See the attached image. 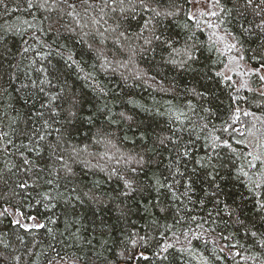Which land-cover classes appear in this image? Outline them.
<instances>
[{
	"label": "snow or ice",
	"instance_id": "6c2138e0",
	"mask_svg": "<svg viewBox=\"0 0 264 264\" xmlns=\"http://www.w3.org/2000/svg\"><path fill=\"white\" fill-rule=\"evenodd\" d=\"M188 3L194 7L201 3L210 5V7L198 9L200 17L209 18L203 24L197 18L196 12L186 13V15L188 20L196 23L197 28L206 27L210 30L206 47L209 52L218 54L216 61L213 62V66L217 68L214 72V76L218 78L216 83H225L229 89L228 118L222 121L219 128L215 125L210 128L211 109L200 105L198 110L197 105L191 101L185 105L186 111L181 110L179 106L175 109L169 107L167 110H157L158 116L166 118L167 134L157 133L149 145L150 137L142 132L139 136L140 150L134 153H121L113 141V133L109 130L110 125L116 122L107 101L109 90L106 89L98 73H103L105 76L119 75L121 79L127 81L128 77L121 69L134 65L138 56L142 57L146 52L155 51L156 47L168 52L166 64L182 72L192 71L194 70L192 65L199 59L196 55L198 47L203 48L205 45H197L195 41L189 44L188 40L192 37H188L182 47H177V42L171 36L165 35L162 30L164 22L170 18L174 20L179 15L174 3L163 5L160 0H99V3L90 2V0H24L26 10L35 8L37 11L46 13L42 20L49 22L46 29L39 24H28V28L33 29L31 38L36 40L41 49H49L40 59H47L55 52L68 68L83 73L78 78L84 80L91 88L94 100L89 110L85 112L82 96L74 91L69 92L66 84H54L51 79H39L41 85L39 92L47 98L46 103H41V108L50 115L44 119V112L38 113L42 120L40 128L17 132L18 135L27 139L28 143L16 146L17 159L5 161L4 167L9 172L15 169L16 172L23 173L16 185L22 191L47 186L48 190L37 192L39 203L45 208L55 207V203L63 201L66 209H74L76 202L82 204L85 199L98 206H104L105 197L108 194L103 191L97 192L100 181H95L91 187H88L79 179V174L73 167V165H80L82 169L96 167L89 159L84 158L96 155L89 151L90 145L80 146L72 142L74 133L80 130L77 125L88 124L95 127V132L91 137L92 144L104 145L106 148L110 146L116 150V154L110 157L115 160V166L107 170L100 169L107 171L109 179L115 177L121 185L122 190L111 199L120 200L125 205L131 199L138 210H143L142 219L147 218L146 223L139 229L125 230L119 241L122 250H114L115 264H119L121 260L124 264H130L133 260H148L149 257L145 256L143 251L138 252L137 249L147 250L153 245L155 249H158V251H153V255L161 261H167L169 250L176 249L177 244L180 243V236H183L188 245H191L193 240H202L207 245L209 240L204 239L206 234L213 238L212 243H216L215 237L217 236L220 240L229 242L226 246L230 250L237 246L243 248L244 245L239 244V241L231 243L234 234L216 233L212 225H215L217 220L212 211L207 212L206 219L199 218L201 221L199 223H197L196 215H189L197 203L201 209H204L206 203H212L213 209L216 210L215 215L221 218L226 227L228 226L223 216L233 217L236 210L219 198L222 188L218 181L225 179L221 175L224 169H228L229 179L239 182L246 188L252 199L254 211L264 218V167H261L264 165V134L261 135L256 145H252L254 149L259 150L247 151L246 137L252 134V129L256 125L252 123V127L249 128L242 120V118H251L252 121L264 124V116H257L254 111L242 107L243 104H255L259 108L261 105L256 103L257 98H264V40H261L255 49H246L239 36L224 29L225 21L221 19V16L231 15L232 10L225 9L221 5V0H188ZM0 5H3L7 11L4 0H0ZM243 8L244 11L251 10L255 16L260 17V22L253 24V27L258 29L260 34H264V0H244ZM90 10L96 12V16H90ZM53 11L56 12L55 18L51 15ZM236 11L241 16L243 15L239 8ZM140 13L147 14L146 18L141 17L142 23L138 26V31L130 32L124 27L127 18L135 17ZM110 14H112L111 24L108 19H105ZM64 17H69L72 22L66 23ZM212 17H215L218 23L210 22ZM221 29H223V34H220ZM240 29L241 35H247L253 30L252 27H245L244 24H240ZM39 32L53 34L57 38L64 33L69 34V41L86 46L87 51L92 55L93 63L91 65L82 64L69 44H59L58 49H53L52 45L46 41L37 39ZM23 43L28 44V41L24 40ZM53 43L57 41L53 40ZM30 50L31 45L22 49L24 53ZM249 62H254V66L248 67ZM30 63L35 65L37 61L33 60ZM213 66H209L208 71H212ZM86 68L91 70L86 71ZM36 71L42 73L44 77L49 75L47 68L43 66ZM25 76L27 77L28 74L25 73ZM234 76L237 79L234 80ZM133 78L156 82L155 77L148 76L145 71L137 72ZM30 82L33 88L37 87V81L31 80ZM44 85H47V88ZM27 87H29L28 84L21 85V88ZM174 87L172 85L166 88L163 83L157 84V89L161 92L174 91ZM53 89L55 91H51L50 94V90ZM190 93L198 100L205 96V91L196 88L191 89ZM120 116L123 119H131V117H125L123 113H120ZM101 118L103 120L97 125L96 121ZM53 125L57 126L53 127ZM237 125L242 126L237 127ZM49 129L56 133L54 142H47V137L51 135ZM236 136L240 138H234ZM7 137L8 133L0 132V141L6 140ZM12 144L11 140H7V143L0 147V154L13 155L8 153V147ZM241 144L245 145L244 151L236 147ZM46 150L48 162H44L45 158L42 155ZM165 151L169 154L168 163L161 170L158 167L161 162L158 157L162 156ZM154 165L157 167L154 168ZM32 175L36 176V180H32ZM197 178L206 183L207 187L202 185L203 195L198 200H194ZM29 180H32L31 184ZM62 188L63 191H61ZM153 193L155 195L149 199ZM162 198L168 199L170 203L166 205ZM242 198L248 199L249 197ZM153 208L164 214L165 218L171 215L172 223L163 225V231H159L161 225L159 218L151 211ZM131 211L132 209L126 206L119 209L118 219H126ZM7 212L8 209L4 208L0 215H5ZM71 214V212H66V215ZM30 219L36 221V217H30ZM50 222L56 223L55 220ZM15 223L28 231L19 220ZM77 223V220H72L70 224L66 223L65 230L73 242L79 243L82 237L79 235L80 229L75 227ZM234 223L243 226L244 221L237 216ZM205 224L209 227L205 228ZM192 225L200 231L196 232ZM176 226L186 227V230H182L177 235L172 231ZM36 227L53 233V229L46 228L45 224L37 223ZM132 227L135 228V222ZM153 232H158L160 239H156ZM169 232H172L171 239L167 237ZM248 232H251L253 237L257 235L250 229L245 232V235ZM87 243L91 244L92 240H87ZM104 244H107V241H103L101 246L103 247ZM260 246L264 248V243ZM185 250L184 247L178 249L180 252ZM66 255L62 256L57 251L47 264H58L57 257H59V264H64ZM234 255L240 256L241 253L237 251ZM241 258L248 259V257ZM68 259L72 260V264H77L79 257ZM96 259L99 264H112L103 253H97ZM251 259L255 260L258 257H251ZM201 264H209V262L206 258H202Z\"/></svg>",
	"mask_w": 264,
	"mask_h": 264
},
{
	"label": "trees",
	"instance_id": "16d2710c",
	"mask_svg": "<svg viewBox=\"0 0 264 264\" xmlns=\"http://www.w3.org/2000/svg\"><path fill=\"white\" fill-rule=\"evenodd\" d=\"M90 2L99 3V0H90ZM160 3L163 5L174 3L179 11V15L174 20L171 18L166 20L162 28L166 36H171L177 42V47H182L188 37H192L191 40H188L189 44L195 41L197 45L204 44L205 47H198L196 55L199 59L192 65L194 69L192 71L182 72L172 68L171 65L165 63L168 52L156 47L155 51L146 52L142 57L138 56L134 65L121 69L124 75L128 77L127 81L121 79L119 75L105 76L103 73H98L106 89L109 90L107 101L116 121L110 125L109 130L113 133V141L121 153H134V151L140 150L141 141L139 136L142 132L147 133L150 137L148 139L149 145L151 139L157 133L167 134L166 118L158 116L156 114L157 110L163 111L169 109V107L175 109L176 106H179L181 110L186 111L185 105L189 101L197 105L198 110L200 105L209 107L211 109V115L209 116L210 128L212 125L219 128L222 121L227 119L229 115V89L225 83L217 84L216 80L218 78L214 76L217 68L213 66V62L216 61L218 54L209 52L206 47L210 30L206 27L197 28L196 23L188 20L186 15V13L196 12L197 18L203 24L209 18L200 17L198 9L210 7V5L201 3L194 7L188 3V0H160ZM243 3L244 0H221V5L225 9L232 10L231 15L221 16V19L225 21L223 28L231 31L233 35L239 36L246 49H255L261 40H264V34H260L258 29L253 27V24L260 22V17L255 16L251 10L244 11ZM4 4L7 5V11L3 5H0V132L8 133V137L6 140L0 141V147H3L7 140H11L13 144L9 145L8 153L13 155L0 154V212L4 208L8 209L7 214L0 215V264H47L48 260L57 251L62 256L67 254L64 264H72V260L68 259L69 257H79L77 264H99L96 259L97 253H103L104 257L115 264L114 250H122L119 241L125 230L135 231L139 229L141 225L146 223L147 218L142 219L144 216L143 210H138L131 199L126 202V205L122 204L120 200L111 199L112 196L122 190L121 185L115 177L109 179L107 171H101L100 169L107 170L109 167L115 166V160L110 159V157L116 154V150L110 146L106 148L104 145L92 144L91 137L95 132V127L88 124L77 125L80 130L78 133H74L72 142L80 146L90 145L89 151L96 155L85 156L84 158L89 159L91 164L96 165V167L92 169H82L80 165H73V167L79 174V179L88 187H91L93 182L100 181L97 192L103 191L108 194L105 197L106 203L104 206H98L85 199L82 204L76 202L74 209H66L63 201L54 202L55 207L45 208L39 203L37 192L48 190L47 186L22 191L16 185L23 173L16 172L15 169L9 172L4 167L5 161L17 159L16 146L21 143H28V140L22 135H18L17 132L40 128L42 120L38 113L44 112V119H47L50 115L41 108V103H46L47 98L39 92L41 86L39 79H51L54 84H66L69 92L74 91L82 96L85 112L89 110L91 102L94 100L91 88L84 80L78 78L83 73L68 68L55 52L47 59H40L49 49H41L36 40L31 38L33 29H29L28 24H39L46 29L49 22L42 20L46 13L37 11L35 8L26 10L24 0H4ZM237 8L243 13L242 16L236 11ZM137 12L139 13V9H137ZM51 15L55 18L56 12L53 11ZM89 15L96 16V12L90 10ZM111 15L105 17V19H108L109 24L112 23ZM146 15L140 13L135 17L129 16L124 27L128 28L130 32L138 31V26L142 23L141 17L146 18ZM64 19L66 23L72 22L69 17H64ZM210 22L218 23L215 17H212ZM240 24H244L245 27H252V32L241 35ZM220 34H223V29H221ZM68 35L64 33L57 38L53 34L39 32L37 33V39L46 41L52 45L53 49H58L59 44H69L75 51L76 58L81 60L82 64L91 65L93 58L87 51L86 46L69 41ZM24 40H27L28 44H24ZM53 40H56L57 43L54 44ZM30 45L31 50L24 53L22 49ZM33 60L37 61L35 65L30 63ZM17 65L18 67H16ZM42 66L48 70L49 75L47 77L36 71ZM209 66H213L212 71H208ZM248 66L253 67L254 62H249ZM90 70V68H86V71ZM139 71H145L148 76L155 77L156 82L153 83L149 79L142 81L134 79V75ZM25 73L28 74L27 77ZM233 79L235 80L237 77L234 76ZM31 80L37 81L36 88L31 86ZM160 83H163L166 88L174 85V91H159L157 84ZM22 84H28L29 87L21 88ZM44 87L47 88V85H44ZM193 88L205 91L204 98L198 100L192 96L190 90ZM51 91L55 90H50V94ZM242 94L250 95L248 93ZM208 101L211 102L208 103ZM256 103H259L261 107L257 108L255 104H243L242 107L254 111L257 116H264V98L258 97ZM120 113H123L125 117H131V119L121 118ZM102 120L103 118L97 120L96 124L99 125ZM242 120L247 123L249 128L252 127V123H255L256 127L252 129V134L246 137L248 142L247 151H258L259 149H254L252 145H256L261 135L264 134V124L259 121H252L251 118H242ZM56 126L53 125V127ZM241 126L237 125V127ZM49 131H51V135L47 137V142H54L56 133L51 129ZM234 138L240 137L236 136ZM252 138H255V140L253 141ZM41 143L44 144L45 142ZM236 147L240 151L245 150L244 144ZM42 155L45 158L44 162H48L47 150ZM168 155V152L165 151L162 156L158 157L161 161L158 165L159 169L162 170L168 163ZM156 167L154 165V168ZM261 167H264V165ZM221 175L225 179L218 181L222 188L219 198L236 210L233 217L223 216V220L228 222V226L226 227L221 218L215 215L216 210L213 209L212 203H206L204 209H201L197 203L193 212L189 215H196L198 217L197 223H199L201 222L199 218L206 219L207 212L212 211L214 218L217 220V223L212 225V227H215L216 233L234 234L231 243L239 241V244L244 245L243 248L237 246L230 250L226 246L229 242L220 240L217 236L215 237L216 243H212L213 238L208 237L206 234L204 239L209 240L207 245L202 240H193L192 244L188 245L183 236H180V243L177 244L176 249L169 250L167 261H161L153 255L154 250L158 251L153 245L152 248L147 250L137 249L138 252L143 251L144 255L149 257L148 260H133L130 264H201L202 258H206L209 264H264V248L260 246L264 243V218H261V214L254 211L252 199L246 188L239 182L229 179L228 169L222 170ZM141 178L144 179V177ZM32 180H36L35 175H32ZM32 180H29L30 184ZM40 183L42 184V181ZM202 185L207 187L206 183L197 178L196 191L193 194L194 200H198L203 195ZM63 190L62 188L61 191ZM154 195V193L151 194L149 199ZM242 197L249 198L243 199ZM162 199H164L166 205L170 203L168 199ZM125 206L132 209L130 215L126 219H118L119 209ZM189 207H193V205H189ZM151 211L159 218L161 225L159 231H163V225L166 223H172L170 214L165 218L164 214L159 213L157 209L153 208ZM66 212L72 214L66 215ZM237 216L244 221L243 226L234 223ZM30 217H36V221L34 222ZM16 220L24 224L28 231L17 225ZM52 220H55L56 223H51ZM72 220L78 221L75 227L80 229L79 235L82 240L79 243L73 242L69 233L65 230V224H70ZM133 222H135V228L132 227ZM37 223L45 224L46 228H52L53 233L36 227ZM192 226L196 232L200 231V229L195 228V225ZM208 227L209 225L205 224V228ZM249 229L256 232L257 235L253 237L251 232L245 235V232ZM182 230H186V227L176 226L172 231L179 235ZM153 235L156 239H160L158 232H153ZM167 237L171 239L172 232H169ZM89 239L92 240L91 244L87 243ZM103 241H107V244L102 247ZM180 247H184L186 250L180 252L178 251ZM221 248H223V251H221ZM237 251L241 253L240 256L234 255ZM241 257H248V259H242ZM251 257H258V259L254 260ZM57 262L59 264V257H57ZM119 264H124L123 260Z\"/></svg>",
	"mask_w": 264,
	"mask_h": 264
},
{
	"label": "rangeland",
	"instance_id": "374dc122",
	"mask_svg": "<svg viewBox=\"0 0 264 264\" xmlns=\"http://www.w3.org/2000/svg\"><path fill=\"white\" fill-rule=\"evenodd\" d=\"M248 66V65H247ZM249 67V66H248ZM252 140L254 141L255 140V138H252Z\"/></svg>",
	"mask_w": 264,
	"mask_h": 264
}]
</instances>
